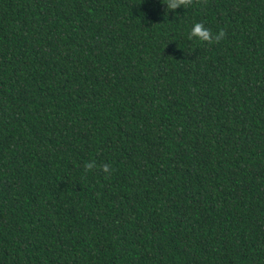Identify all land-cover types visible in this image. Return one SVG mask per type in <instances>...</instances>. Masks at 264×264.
I'll use <instances>...</instances> for the list:
<instances>
[{"label":"trees","instance_id":"1","mask_svg":"<svg viewBox=\"0 0 264 264\" xmlns=\"http://www.w3.org/2000/svg\"><path fill=\"white\" fill-rule=\"evenodd\" d=\"M167 2L0 0V264H264V0Z\"/></svg>","mask_w":264,"mask_h":264},{"label":"clouds","instance_id":"2","mask_svg":"<svg viewBox=\"0 0 264 264\" xmlns=\"http://www.w3.org/2000/svg\"><path fill=\"white\" fill-rule=\"evenodd\" d=\"M185 0H168L167 2V9L169 10H175L178 7H180L181 3H184ZM224 33L223 31H220L219 33L215 34L213 36V34L210 32V30L208 28H206L203 24L201 23H195L192 28H191V32L188 36V39L191 40L193 37L198 38V40L200 42H206V41H219L223 38ZM93 167H95V163L91 162V163H87L85 165V168L88 170H91ZM104 171H107V166L105 165L104 167Z\"/></svg>","mask_w":264,"mask_h":264}]
</instances>
